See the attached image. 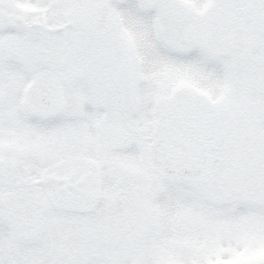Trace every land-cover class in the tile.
Here are the masks:
<instances>
[{
    "label": "snow or ice",
    "instance_id": "obj_1",
    "mask_svg": "<svg viewBox=\"0 0 264 264\" xmlns=\"http://www.w3.org/2000/svg\"><path fill=\"white\" fill-rule=\"evenodd\" d=\"M0 264H264V0H0Z\"/></svg>",
    "mask_w": 264,
    "mask_h": 264
}]
</instances>
